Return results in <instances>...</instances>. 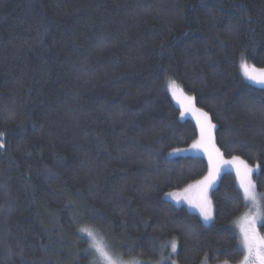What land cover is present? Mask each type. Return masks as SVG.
Segmentation results:
<instances>
[{"label": "trees", "instance_id": "16d2710c", "mask_svg": "<svg viewBox=\"0 0 264 264\" xmlns=\"http://www.w3.org/2000/svg\"><path fill=\"white\" fill-rule=\"evenodd\" d=\"M242 54L264 68V0H0V264H92L82 227L128 262L239 264L235 171L209 225L166 196L208 174L202 156H169L199 137L172 80L224 160L260 166L264 215V88Z\"/></svg>", "mask_w": 264, "mask_h": 264}, {"label": "snow or ice", "instance_id": "6c2138e0", "mask_svg": "<svg viewBox=\"0 0 264 264\" xmlns=\"http://www.w3.org/2000/svg\"><path fill=\"white\" fill-rule=\"evenodd\" d=\"M240 70L248 81L264 88V68L257 69L254 66H250L244 61L243 54L241 56ZM168 88L172 92L173 97L177 98L182 109L192 107V97L183 95L182 91L177 97L178 86L175 81L170 80ZM192 110L199 113L197 125L200 130V138L193 142L191 148L192 150L203 151L207 155L208 174L202 180H198L195 184L185 188L183 194L168 193V196L175 199L178 195H182V198L190 206L199 209L200 215L207 223L212 218L211 201L207 195L208 190L220 175L222 166L233 168L236 172L239 187L243 191L244 200L251 201L252 206L256 209L255 212L245 214L242 217L243 222L240 227L241 244L244 251L242 264H264V236H260L256 227L260 219V204L255 191L256 186L252 180V174L259 171L260 166L257 165L256 168H252L238 156H233L231 160H224L223 153L220 152L213 142L212 129L215 125L212 124L208 113L194 108ZM181 114L183 115V111ZM3 136L4 134L0 133V149L5 148ZM175 152L179 153L181 150L176 149ZM193 192H195L194 197L192 195ZM79 232L82 236L87 237L88 248L85 249V253L92 256V264H126L120 253L114 250L96 231L89 227H82ZM170 246L171 252L176 253L178 248L177 241H171Z\"/></svg>", "mask_w": 264, "mask_h": 264}, {"label": "rangeland", "instance_id": "374dc122", "mask_svg": "<svg viewBox=\"0 0 264 264\" xmlns=\"http://www.w3.org/2000/svg\"><path fill=\"white\" fill-rule=\"evenodd\" d=\"M178 86V85H177ZM180 86H178V92H177V97H179V95H180V91H181V87L179 88ZM172 93V92H171ZM173 96V95H172ZM173 99L175 100V102H176V104L180 107V109H181V112L183 111V115L181 114V117L183 118V119H185V118H190V119H192V120H194L195 121V123H196V125H197V117H198V115H199V113H197V112H195V111H193L192 109L194 108V109H197L196 107H195V105L193 106L192 105V107L191 108H185V109H182L181 108V104L180 103H178V100H177V98L176 97H173ZM197 127H198V125H197ZM198 130H199V127H198ZM214 133H215V130H214V128L212 129V137H213V142H214ZM200 138V130H199V137H198V139ZM197 139V140H198ZM215 143V142H214ZM191 146L192 145H190V146H188V147H186V148H180V150H181V152H179V153H176L175 152V150H173V151H171L170 153H169V156L170 157H177V156H186V155H191V156H202V157H204L207 161H208V157H207V155L203 152V151H196V150H192V148H191ZM216 146V145H215ZM249 165V164H248ZM250 167H252V168H255L254 166H252V165H249ZM228 171H235L233 168H231L230 166H222V170H221V173H220V175L215 179V181L213 182V184H212V186L209 188V190H208V193H207V195H208V199L211 201V216H212V218H211V220H209L207 223H205V221L203 220V217L200 215V212H199V209L198 208H196V207H192V206H190V204L185 200V199H183L182 198V195H178L175 199L174 198H172V197H170V196H168V194H167V199L169 200V201H171L172 203H174L175 205H178V206H182V205H185L190 211H192V212H194V213H197L198 215H200L201 216V218H202V220H203V222L206 224V225H209V224H211L212 223V221H213V219H214V204H213V201H212V198H211V192L217 187V185H218V183H219V180H220V177H221V174H223L224 172H228ZM254 174V173H253ZM252 174V180H253V182L255 183V177H254V175ZM196 183V182H195ZM195 183H193V184H195ZM193 184H191V185H193ZM187 188V187H186ZM183 191H184V189L183 190H181V191H175V192H172V193H176V194H183ZM192 195H193V197L195 196V192H193L192 193ZM257 198H258V200H259V204H260V219L258 220V222H257V225H259L260 223H262V221H263V203H262V198L260 197V196H258L257 195ZM177 201H179V202H177ZM256 211V209L252 206V203H251V201H249V203H248V208H246V210H245V212L243 213V215H241L240 216V218H238L235 222H233V224L231 225V227L234 229V230H236L237 232H238V234H239V237H240V241H241V235H240V227H241V224H242V217H244L245 216V214H250L251 212H255ZM256 225V226H257ZM171 254L173 255V254H175V253H172L171 252ZM126 262V264H135L136 262H128V261H125ZM170 263L171 262H173V260H170L169 261ZM167 263H168V261H167ZM136 264H158V263H151V262H147V263H144V262H140V263H136ZM159 264H162V262L161 263H159Z\"/></svg>", "mask_w": 264, "mask_h": 264}, {"label": "flooded vegetation", "instance_id": "af4514ba", "mask_svg": "<svg viewBox=\"0 0 264 264\" xmlns=\"http://www.w3.org/2000/svg\"><path fill=\"white\" fill-rule=\"evenodd\" d=\"M220 264H228V263H220ZM239 264H242V261Z\"/></svg>", "mask_w": 264, "mask_h": 264}]
</instances>
